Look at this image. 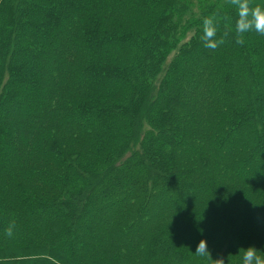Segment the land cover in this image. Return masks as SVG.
<instances>
[{
    "label": "trees",
    "instance_id": "16d2710c",
    "mask_svg": "<svg viewBox=\"0 0 264 264\" xmlns=\"http://www.w3.org/2000/svg\"><path fill=\"white\" fill-rule=\"evenodd\" d=\"M236 18L231 0H0V264L264 250V35Z\"/></svg>",
    "mask_w": 264,
    "mask_h": 264
},
{
    "label": "clouds",
    "instance_id": "9594fccd",
    "mask_svg": "<svg viewBox=\"0 0 264 264\" xmlns=\"http://www.w3.org/2000/svg\"><path fill=\"white\" fill-rule=\"evenodd\" d=\"M231 4L235 7L236 20L234 24L235 32L243 34L249 31H255L264 35V6H249V0H231ZM217 25L213 17L206 16L202 19V37L204 47L215 49L219 44L223 43L222 39H216ZM237 43H242L240 39ZM14 222L10 223L5 230V234L12 235ZM239 264H264V250L257 249L249 245L245 248H238ZM195 253L198 255L208 254L206 250V243L201 239L196 248ZM219 264H224L223 260L218 259Z\"/></svg>",
    "mask_w": 264,
    "mask_h": 264
},
{
    "label": "rangeland",
    "instance_id": "374dc122",
    "mask_svg": "<svg viewBox=\"0 0 264 264\" xmlns=\"http://www.w3.org/2000/svg\"><path fill=\"white\" fill-rule=\"evenodd\" d=\"M181 9H185V8H181ZM179 10H180V9H179ZM171 56H172V54L170 55V57H171ZM170 57H169V58H170ZM161 202H162V201H161Z\"/></svg>",
    "mask_w": 264,
    "mask_h": 264
}]
</instances>
